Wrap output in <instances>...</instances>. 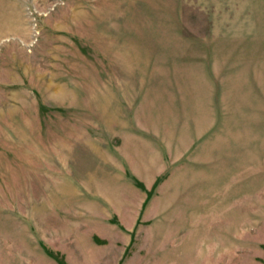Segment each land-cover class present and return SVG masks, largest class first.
<instances>
[{
	"label": "rangeland",
	"instance_id": "1",
	"mask_svg": "<svg viewBox=\"0 0 264 264\" xmlns=\"http://www.w3.org/2000/svg\"><path fill=\"white\" fill-rule=\"evenodd\" d=\"M226 210L257 258L264 0H0V264H176Z\"/></svg>",
	"mask_w": 264,
	"mask_h": 264
},
{
	"label": "crops",
	"instance_id": "2",
	"mask_svg": "<svg viewBox=\"0 0 264 264\" xmlns=\"http://www.w3.org/2000/svg\"><path fill=\"white\" fill-rule=\"evenodd\" d=\"M175 201L179 202V200L176 199L162 200V202L169 203L167 205L168 207L173 206L171 203ZM197 202L196 200H191L189 202L191 204L184 205V208L193 207V210H189L191 212L190 216L196 214ZM180 203H182V201H180ZM178 206H180V204ZM166 210L167 209H162V211L157 213H160L162 218H165L168 213V218H170L169 221L163 219L162 224L157 223L154 230L159 232L158 230L161 228V230L165 229L168 231L169 228L175 232L182 229L184 224L182 226L180 222L182 221V217L185 218L187 216V209H178L177 211ZM231 211L232 210H226L221 217H216L222 220L220 222L221 225L215 227L213 231L214 235L210 233V235L202 237L201 224H197L196 226L195 222H192L193 225L189 227L191 228L189 230L190 233L188 232V236L183 239L182 246L179 248L181 250V255L177 257L176 264H187V262L189 264H263L264 248L260 249L259 247L253 252L254 256H257V258L251 257L250 238L245 237V240L235 241L233 237V225L230 223L233 222V219L231 220ZM174 213L180 214L175 216L177 222L173 221ZM229 223L231 225H229ZM203 239L205 241H203ZM242 239H244V234ZM172 263L175 264L174 260Z\"/></svg>",
	"mask_w": 264,
	"mask_h": 264
}]
</instances>
